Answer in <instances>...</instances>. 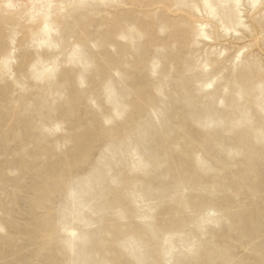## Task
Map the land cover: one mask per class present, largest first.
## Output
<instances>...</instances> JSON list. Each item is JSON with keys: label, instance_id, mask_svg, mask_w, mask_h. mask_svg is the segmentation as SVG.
<instances>
[{"label": "rangeland", "instance_id": "1", "mask_svg": "<svg viewBox=\"0 0 264 264\" xmlns=\"http://www.w3.org/2000/svg\"><path fill=\"white\" fill-rule=\"evenodd\" d=\"M19 1L28 8L38 2ZM51 1L60 10L51 36L39 34L24 44V35L12 28L0 32V264H208L201 258L204 250L217 247L229 253L228 264H264L257 248L264 229L257 240L236 239L230 221L217 211L190 220L183 231L160 226L169 219L165 208L187 195L186 186L172 178L168 157V150L184 143L183 125L192 140L206 141L202 157H226L234 138L264 119V89L252 107L231 85L222 96L224 85L211 77L214 89L198 94L192 84L174 82L163 63L154 75L146 62L152 56L148 32L145 39L134 34L132 44L131 38L121 47L131 68L109 74L103 42L109 1ZM110 1L113 19L128 15L132 25L138 9ZM223 43L233 64L249 53L237 54L230 39ZM117 51L114 47L113 59ZM34 55L42 60L29 66ZM165 78L170 87L159 92L166 98L158 94L148 105L154 81L162 84ZM108 81L114 96L107 95ZM144 89L147 101L135 100ZM82 146L81 157H74ZM51 157L77 164L66 166L62 186L45 194L37 171L53 172ZM209 167H216L213 161ZM256 200L232 210L264 211V196ZM187 216L193 219L194 213ZM130 227L139 232L119 237L112 232ZM7 238L12 242L3 243Z\"/></svg>", "mask_w": 264, "mask_h": 264}, {"label": "bare ground", "instance_id": "2", "mask_svg": "<svg viewBox=\"0 0 264 264\" xmlns=\"http://www.w3.org/2000/svg\"><path fill=\"white\" fill-rule=\"evenodd\" d=\"M107 1L109 17L104 23L103 42L107 49L105 69L109 74H118L122 69L131 68L121 47L131 38L132 44L134 34L145 39V33L148 32L152 36L148 47L152 56L146 62H149L154 75L163 63L167 73L174 75V82L184 88L186 84H192V88H198V94L214 89L215 84L209 81L212 79L224 85L222 96L230 93L231 85L238 97L252 107L254 102L260 101L263 93L260 91L264 89V0H117L116 7L131 5L138 9L133 13L135 18L129 26L128 15H118L113 19L112 4L110 0ZM32 5V8H28L19 0H0V32L12 28L14 34L24 35V44L39 34L51 36L55 30L54 25L60 19V10L53 8L51 0H38L37 4L33 2ZM146 7H151V10L143 11ZM147 19L151 21L145 23ZM226 39L237 44V54L244 49L248 50L242 64H233V56L228 55L230 49L223 45ZM255 44L258 51H252ZM114 47L118 51L113 59ZM160 52H164L165 58L159 57ZM2 57L0 54V60ZM178 58L181 61L175 63ZM41 60L42 57L34 55L33 58L29 57L26 64L33 66ZM142 64L143 61H140L139 65ZM160 87H170L166 78L162 84L154 81L156 92L149 99L148 105L154 103L158 94L166 98L163 90L159 92ZM184 88L180 90L181 93H185ZM106 90L107 95H113L109 81ZM147 92V89L136 91L135 100L147 101ZM182 140L184 143L168 150L169 172L172 178L186 186L183 191L187 190V195L174 199L172 206L165 208L164 215L169 219L161 222V229L172 233L183 231L191 223L190 220L199 221L210 211H217L227 222L230 221L231 235L236 239H259L264 229V211L255 209L253 213H235L232 209L237 207L242 210L250 205V201L255 202V199L260 200L264 196V119L254 121L250 129L240 132L231 140L232 146L226 157L211 154L216 166L214 168L209 167V162H212L210 159L202 157L207 150L206 141L192 140L185 125L182 127ZM84 149L82 146L78 153L75 151L74 157H81ZM38 155L41 156L40 153ZM50 159L55 161L53 172L37 171L42 178L44 186L41 189L45 194L62 186L68 174L66 166L71 168L77 164L69 158L65 160L66 157L62 160L57 157ZM188 213H194V218H189ZM112 232L119 237L126 233L136 234L139 230L130 227L127 232L122 229H113ZM8 242V238L3 241L5 244ZM257 248L264 259V243ZM203 254L201 258L208 264H228L231 261L227 250L222 254V249L218 247L206 248Z\"/></svg>", "mask_w": 264, "mask_h": 264}]
</instances>
